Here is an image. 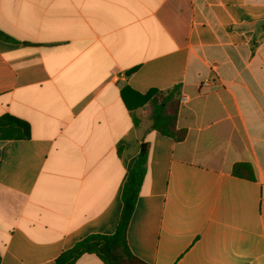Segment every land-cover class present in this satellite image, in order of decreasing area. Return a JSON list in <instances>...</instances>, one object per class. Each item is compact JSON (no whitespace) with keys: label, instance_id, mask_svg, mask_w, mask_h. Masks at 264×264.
Listing matches in <instances>:
<instances>
[{"label":"crops","instance_id":"1","mask_svg":"<svg viewBox=\"0 0 264 264\" xmlns=\"http://www.w3.org/2000/svg\"><path fill=\"white\" fill-rule=\"evenodd\" d=\"M0 31V118L30 127L0 138L1 264H55L114 234L144 139L132 254L264 264V0H0ZM175 86L181 142L126 92L136 126L123 97ZM241 163L253 179L233 174Z\"/></svg>","mask_w":264,"mask_h":264},{"label":"trees","instance_id":"2","mask_svg":"<svg viewBox=\"0 0 264 264\" xmlns=\"http://www.w3.org/2000/svg\"><path fill=\"white\" fill-rule=\"evenodd\" d=\"M0 39L11 40L2 31H0ZM126 92H131L136 97L137 108L149 103L148 119L154 131L172 138L175 142H181L185 139L186 132L177 129L180 86H175L166 92L153 90L147 95H141L125 88L123 90L124 100L131 112L135 125L138 126L139 117L133 113L132 106L127 100ZM0 131L7 132L5 135L4 133L0 134V138L28 139L30 137L28 123L10 115H4L0 118ZM149 152V143L144 139L141 143L139 154L123 186V208L115 233L112 235H89L78 241L72 248L64 251L55 260V264H76L82 256L92 254L96 255L104 264H147L132 254L127 242V231L147 176ZM233 174L242 178H254L251 165L246 163L236 164Z\"/></svg>","mask_w":264,"mask_h":264},{"label":"built area","instance_id":"3","mask_svg":"<svg viewBox=\"0 0 264 264\" xmlns=\"http://www.w3.org/2000/svg\"><path fill=\"white\" fill-rule=\"evenodd\" d=\"M215 68L216 67L214 65L211 70L214 72ZM202 85L205 86V87H209L211 85V80L208 79V80L203 81ZM182 100H185V98H182Z\"/></svg>","mask_w":264,"mask_h":264}]
</instances>
